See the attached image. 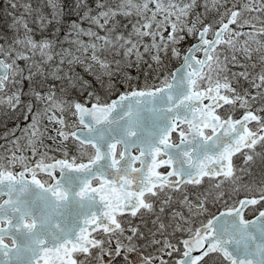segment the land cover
I'll return each instance as SVG.
<instances>
[{"label":"snow or ice","instance_id":"6c2138e0","mask_svg":"<svg viewBox=\"0 0 264 264\" xmlns=\"http://www.w3.org/2000/svg\"><path fill=\"white\" fill-rule=\"evenodd\" d=\"M0 264H264V0H3Z\"/></svg>","mask_w":264,"mask_h":264},{"label":"rangeland","instance_id":"374dc122","mask_svg":"<svg viewBox=\"0 0 264 264\" xmlns=\"http://www.w3.org/2000/svg\"><path fill=\"white\" fill-rule=\"evenodd\" d=\"M3 3V0H0V5ZM0 131H2V128H0Z\"/></svg>","mask_w":264,"mask_h":264},{"label":"trees","instance_id":"16d2710c","mask_svg":"<svg viewBox=\"0 0 264 264\" xmlns=\"http://www.w3.org/2000/svg\"><path fill=\"white\" fill-rule=\"evenodd\" d=\"M2 5V4H1Z\"/></svg>","mask_w":264,"mask_h":264}]
</instances>
